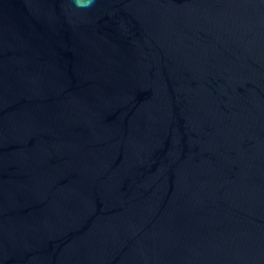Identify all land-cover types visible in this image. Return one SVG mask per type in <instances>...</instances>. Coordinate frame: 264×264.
Returning a JSON list of instances; mask_svg holds the SVG:
<instances>
[{"label":"water","instance_id":"obj_1","mask_svg":"<svg viewBox=\"0 0 264 264\" xmlns=\"http://www.w3.org/2000/svg\"><path fill=\"white\" fill-rule=\"evenodd\" d=\"M0 0V264H264V0Z\"/></svg>","mask_w":264,"mask_h":264},{"label":"clouds","instance_id":"obj_2","mask_svg":"<svg viewBox=\"0 0 264 264\" xmlns=\"http://www.w3.org/2000/svg\"><path fill=\"white\" fill-rule=\"evenodd\" d=\"M75 3H76V6L77 7H89L90 6V3L89 4H81L79 2V0H75Z\"/></svg>","mask_w":264,"mask_h":264}]
</instances>
